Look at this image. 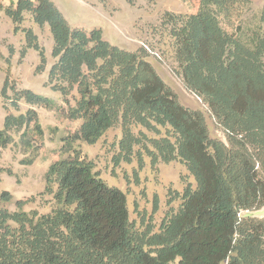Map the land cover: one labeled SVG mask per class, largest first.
Listing matches in <instances>:
<instances>
[{
  "label": "trees",
  "instance_id": "trees-1",
  "mask_svg": "<svg viewBox=\"0 0 264 264\" xmlns=\"http://www.w3.org/2000/svg\"><path fill=\"white\" fill-rule=\"evenodd\" d=\"M237 1L199 0L174 32L181 79L223 129L222 141L210 137L200 110L179 103L145 49L128 51L106 41L101 29L71 26L52 0H0L14 31L26 12L48 27L54 62L47 83L66 117L81 120L63 138L65 156L45 173L51 211H25L28 200L0 192L1 203L14 205L0 207V264H264V217L250 214L264 207V4L228 33L220 21L230 20ZM22 31L20 55L38 52L42 72L44 49L31 29ZM9 76L0 94L15 109L19 102L60 109L54 98L16 89ZM116 125V164L136 158L142 165L143 155L152 164L177 160L194 179L158 232L135 227L125 193L101 179L75 146L95 144ZM13 130L24 152H38L44 132L34 109L4 117L0 145L14 142Z\"/></svg>",
  "mask_w": 264,
  "mask_h": 264
},
{
  "label": "rangeland",
  "instance_id": "rangeland-1",
  "mask_svg": "<svg viewBox=\"0 0 264 264\" xmlns=\"http://www.w3.org/2000/svg\"><path fill=\"white\" fill-rule=\"evenodd\" d=\"M71 26L86 32L101 29L103 38L122 49L135 51L143 48L148 53L146 59L158 75L170 87L180 104L190 109L200 110L205 117L208 133L212 138L225 141L223 129L213 118L201 99L187 90L180 76L176 62V37L174 32L180 21L196 12L199 0H52ZM264 0H238L229 21H220L221 27L233 33L239 23L256 14ZM4 12H0V92L7 71L16 89H29L38 94L54 98L60 109L47 110L39 106L19 102L15 109L10 100L0 94V128L7 114L18 115L27 109L37 112L44 138L36 154L24 152L19 145V132L13 130L14 142L0 145V192L7 190L13 200H24L25 211L36 210L47 213L55 206L53 195L46 192L45 173L49 165L64 157L61 149L63 138L74 133L81 120H72L65 115L66 105L60 95L53 92L47 83L48 71L54 58L51 56L52 36L48 27H39L24 13L19 29ZM23 29H31L38 43L44 49L46 65L37 72L40 63L38 52L27 49L23 57L20 52L25 45ZM9 94H11L9 92ZM69 98L74 104L76 93ZM62 109V110H61ZM140 128L134 129L136 133ZM148 136L151 133L142 130ZM121 127L106 131L95 144L76 142V148L92 161L95 171L108 185L114 186L126 195L130 221L140 231L147 228L158 232L162 221L180 206L184 188L195 185L194 179L180 161L152 164L143 155L140 165L136 158L131 162H115L116 142L120 138ZM31 159V162L28 160ZM0 207L14 210L11 203H1ZM252 217L263 218L264 207L250 213Z\"/></svg>",
  "mask_w": 264,
  "mask_h": 264
},
{
  "label": "crops",
  "instance_id": "crops-1",
  "mask_svg": "<svg viewBox=\"0 0 264 264\" xmlns=\"http://www.w3.org/2000/svg\"><path fill=\"white\" fill-rule=\"evenodd\" d=\"M4 1H9V0H4Z\"/></svg>",
  "mask_w": 264,
  "mask_h": 264
}]
</instances>
